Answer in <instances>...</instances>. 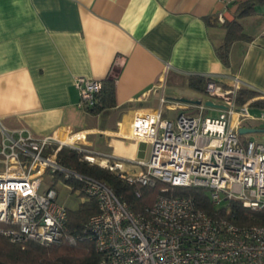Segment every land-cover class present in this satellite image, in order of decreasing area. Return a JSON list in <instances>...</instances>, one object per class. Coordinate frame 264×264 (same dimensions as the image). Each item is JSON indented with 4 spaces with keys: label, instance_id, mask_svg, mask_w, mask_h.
<instances>
[{
    "label": "built area",
    "instance_id": "2783aa9c",
    "mask_svg": "<svg viewBox=\"0 0 264 264\" xmlns=\"http://www.w3.org/2000/svg\"><path fill=\"white\" fill-rule=\"evenodd\" d=\"M218 20L223 22L220 16ZM73 83L77 107L89 114L102 82L77 77ZM242 88L238 80L227 89L209 81L206 94L220 98L225 107L217 117L204 116L209 110L204 105L197 106L199 115L180 113L175 120L162 118L161 111L129 116L124 136L150 146L147 161L104 156L81 148L78 140L67 144L35 138L28 130L8 129L0 120V234L12 244L44 247L89 241L100 256L98 264H264V226H237L228 217L198 209L192 198L165 195L168 186L199 188L215 210L230 202L264 210V145L238 132L253 128L254 122L264 126V113L249 114L252 101L236 106ZM167 102L160 98L161 105ZM64 147L136 189V197L139 188L166 186L151 207L134 213L107 185L64 166L58 159ZM125 165L140 170L127 173ZM57 181L76 182L79 193L97 203V213L81 233L67 232L68 209L58 202L53 188Z\"/></svg>",
    "mask_w": 264,
    "mask_h": 264
},
{
    "label": "crops",
    "instance_id": "0c3cea01",
    "mask_svg": "<svg viewBox=\"0 0 264 264\" xmlns=\"http://www.w3.org/2000/svg\"><path fill=\"white\" fill-rule=\"evenodd\" d=\"M247 1L0 0V120L35 138L78 140L104 156L147 161L150 146L124 136L127 118L155 111L168 120L180 113L196 115L199 105L181 102L189 92L197 93L188 88L190 77L228 88L238 80L264 100L260 6L240 20L254 19L256 28L251 33L243 28L251 40L232 44L229 65L215 54L224 38L220 26ZM77 77L114 80L115 107L98 115L80 110ZM139 170L124 167L127 173Z\"/></svg>",
    "mask_w": 264,
    "mask_h": 264
},
{
    "label": "trees",
    "instance_id": "16d2710c",
    "mask_svg": "<svg viewBox=\"0 0 264 264\" xmlns=\"http://www.w3.org/2000/svg\"><path fill=\"white\" fill-rule=\"evenodd\" d=\"M263 5L264 0H248L238 6L231 22H225L220 26L224 32V38L215 47V54L224 66L227 67L229 65V50L233 43L237 41L249 42L251 40L244 33L240 20L254 16L256 8ZM208 83V79L194 76L188 79L187 85L188 88L197 93L206 94L205 89ZM101 84L102 88L97 96L96 106L89 111L92 115H98L115 107V81L106 79ZM222 87L224 89L228 88L226 86ZM259 97L260 94L253 90L242 89L236 93L235 104L240 107L244 103L252 101L251 107L264 110V100L257 99ZM82 156L83 154L67 147L62 148L58 153V159L64 166L107 185L115 195L122 198L134 213L144 212L151 207L155 199L162 195L161 190L166 186L162 183H157L153 188H139L137 189L139 197H136V189L127 186L107 170L81 161ZM64 184L72 188V192L80 188L79 184L73 181H66ZM168 189L166 196L170 198H192L197 208L210 216L228 217L235 225L241 227L264 226V210L253 211L246 209L237 202H230L227 208L215 210L203 189L170 186H168ZM97 211V203L91 198L85 199L75 210L68 209L67 232L73 235L81 233L88 219L96 214ZM1 228L2 226L0 225ZM99 261L100 256L95 252L93 244L89 241H80L75 246L61 243L44 247L30 242L25 245L12 244L0 234V264H98Z\"/></svg>",
    "mask_w": 264,
    "mask_h": 264
},
{
    "label": "rangeland",
    "instance_id": "374dc122",
    "mask_svg": "<svg viewBox=\"0 0 264 264\" xmlns=\"http://www.w3.org/2000/svg\"><path fill=\"white\" fill-rule=\"evenodd\" d=\"M259 13L264 14V5L259 7ZM254 22L255 20L250 19V18L242 22V26L245 29L246 33H251L255 30L256 26L253 25ZM189 93H190V98H186L189 101H195V102L198 101V102H201L202 104H205L208 101L214 104L221 102L220 98H216V97H213L207 94L193 93V92H189ZM248 111H249V114H251L254 117H257L261 113H264V110H260V109L253 108V107H250ZM199 114H200V111L198 110L196 115H199ZM217 115H218V111L215 109L206 110V112L204 113V116H208V117H217ZM251 126L253 127V129L258 130L259 133L247 135L246 138L253 142L261 143L262 145H264V140L262 139V137L264 136V133H263L264 126L260 123H255V122L251 123ZM81 148L85 150H89L85 146H81ZM46 182H49L48 177H46ZM53 188L56 190L58 194V202L69 210L77 209L79 204L84 202L86 199L85 196L81 195L78 190L75 192H72V188L66 186L61 181H57Z\"/></svg>",
    "mask_w": 264,
    "mask_h": 264
},
{
    "label": "water",
    "instance_id": "95a60500",
    "mask_svg": "<svg viewBox=\"0 0 264 264\" xmlns=\"http://www.w3.org/2000/svg\"><path fill=\"white\" fill-rule=\"evenodd\" d=\"M181 102H183V103H193L194 105H200L201 104V102H190V101H188V100H181ZM205 106L206 107H208V108H219V109H225V107H223V106H217V105H215V104H213L212 102H206L205 103ZM238 132H239V134L241 135V136H246V135H250V134H256V133H259V131L258 130H255V129H253V128H240L239 130H238ZM263 133H264V131H263Z\"/></svg>",
    "mask_w": 264,
    "mask_h": 264
},
{
    "label": "bare ground",
    "instance_id": "6f19581e",
    "mask_svg": "<svg viewBox=\"0 0 264 264\" xmlns=\"http://www.w3.org/2000/svg\"><path fill=\"white\" fill-rule=\"evenodd\" d=\"M208 95V94H207ZM210 109V108H209ZM102 164H104V163H102Z\"/></svg>",
    "mask_w": 264,
    "mask_h": 264
}]
</instances>
